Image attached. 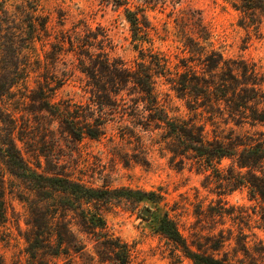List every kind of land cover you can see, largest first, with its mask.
<instances>
[{
	"label": "rangeland",
	"instance_id": "obj_1",
	"mask_svg": "<svg viewBox=\"0 0 264 264\" xmlns=\"http://www.w3.org/2000/svg\"><path fill=\"white\" fill-rule=\"evenodd\" d=\"M28 1L0 0V17L3 2L9 18L17 20L20 8H25ZM175 1L179 3L174 5ZM114 3L115 0H40L37 15L46 22L47 30L36 46L40 57L38 67L41 75L57 77L53 87L63 79V86L54 94V102L60 107L84 105L91 97L86 75L78 69L77 52L85 53L93 44L92 52L106 50L128 65L133 66L139 58L125 10L117 9ZM162 3V0H132L131 8L148 7L144 23L149 27V41L155 52L170 59L173 71L191 55L185 47L188 39L197 42L199 35H203L225 58L254 65L264 77V13L245 14L234 6L238 3L229 0ZM148 45L143 48L147 49ZM57 53L55 62L53 57ZM84 60L87 61L86 55ZM31 77L29 90L37 89L36 77ZM15 90L18 96L12 102L28 93L25 87ZM157 91L172 115L189 116L184 103L175 97L164 79L157 80ZM39 106L28 101L25 117L31 120L33 129L38 120H43L49 129L42 136L34 130L37 152L47 155L42 157L43 166L96 189L123 190L121 198L101 208L111 233L131 245L135 264H193L159 231L166 215L176 222L194 249L198 245L230 264H264V231L255 215V209L260 212L259 206L250 200L247 188L233 191L219 178L220 175L224 178L233 160L222 161L220 170L200 171L192 160L173 157L157 134H142L146 147L142 150L139 136L123 138V128L117 123H109L106 135L99 140L85 137L76 141L64 131L60 118L36 112ZM22 126L24 122L20 120ZM247 130L251 134L264 132V126L247 127ZM19 146L26 159L35 162L26 153L27 148L21 143ZM47 159L53 166H48ZM0 195L3 197L0 200V264H28L31 260L26 239L31 230L30 204L38 202V196L1 159ZM145 212L148 213L145 215ZM69 218L73 223L78 222L75 214L70 213ZM85 241L88 251H93L95 243L86 238ZM40 262L72 264L65 257L40 258ZM78 263L84 264L81 258Z\"/></svg>",
	"mask_w": 264,
	"mask_h": 264
},
{
	"label": "trees",
	"instance_id": "obj_2",
	"mask_svg": "<svg viewBox=\"0 0 264 264\" xmlns=\"http://www.w3.org/2000/svg\"><path fill=\"white\" fill-rule=\"evenodd\" d=\"M162 1L164 5L167 2ZM229 1L238 3L234 6L245 14L264 13V0ZM27 3L20 8L17 20L10 19L5 3L1 4L0 159L38 196V202L30 204L28 264H43L40 258L48 257L70 258L72 264H79L78 258L84 264H135L131 245L111 233L101 208L121 198L123 190L96 189L44 167L42 157L47 155L37 152L34 130L42 136L49 129L43 120H38L33 129L31 120L25 117L28 101L40 104L36 112L60 118L64 131L76 141L85 137L99 140L106 135L109 123H117L123 128V138L139 136L142 150H146L142 134H157L173 157L192 160L200 171L220 170L222 161L233 160L220 181L233 191L248 189L250 200L260 208V212L255 209V215L264 231V132L251 134L247 130L264 126V77L254 65L225 58L209 38L199 35L197 42L188 39L185 47L191 55L173 71L170 59L155 52L149 41V27L144 23L148 7L134 10L132 0H115L114 6L125 10L139 58L133 66L128 65L106 50L92 52L93 44L85 53L77 52L78 69L86 75L91 97L87 104L62 108L54 102V94L63 86V79L53 87L57 77L41 75L38 67L36 46L47 30L46 22L37 15L40 0ZM92 38L96 39L94 35ZM85 55L89 62L84 60ZM58 56L55 54L53 61L57 62ZM32 75L38 88L29 90ZM158 79H164L189 116L171 114L157 91ZM20 87L31 93L21 94L12 102L18 96L15 89ZM20 120L24 122L22 127ZM19 143L35 162L26 159ZM47 163L53 166L48 159ZM70 213L76 215L77 223L69 218ZM159 231L193 264H230L198 245L196 249L191 247L169 215ZM85 238L95 243L93 251H88Z\"/></svg>",
	"mask_w": 264,
	"mask_h": 264
},
{
	"label": "water",
	"instance_id": "obj_3",
	"mask_svg": "<svg viewBox=\"0 0 264 264\" xmlns=\"http://www.w3.org/2000/svg\"><path fill=\"white\" fill-rule=\"evenodd\" d=\"M148 212H145L144 214L146 215Z\"/></svg>",
	"mask_w": 264,
	"mask_h": 264
}]
</instances>
